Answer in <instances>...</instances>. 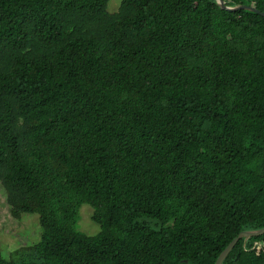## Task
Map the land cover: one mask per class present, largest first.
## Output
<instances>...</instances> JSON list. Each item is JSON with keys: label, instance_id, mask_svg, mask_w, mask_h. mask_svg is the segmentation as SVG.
<instances>
[{"label": "trees", "instance_id": "trees-1", "mask_svg": "<svg viewBox=\"0 0 264 264\" xmlns=\"http://www.w3.org/2000/svg\"><path fill=\"white\" fill-rule=\"evenodd\" d=\"M109 1L0 0V183L42 228L0 264H216L264 227V16Z\"/></svg>", "mask_w": 264, "mask_h": 264}, {"label": "rangeland", "instance_id": "rangeland-1", "mask_svg": "<svg viewBox=\"0 0 264 264\" xmlns=\"http://www.w3.org/2000/svg\"><path fill=\"white\" fill-rule=\"evenodd\" d=\"M121 0H110V12L118 10ZM78 230L94 236L100 232V226L92 220L93 208L84 204L80 209ZM42 228L38 214L25 213L21 219H15L10 213L6 193L0 183V245L2 253L9 258L14 250L33 245L41 239Z\"/></svg>", "mask_w": 264, "mask_h": 264}, {"label": "water", "instance_id": "water-1", "mask_svg": "<svg viewBox=\"0 0 264 264\" xmlns=\"http://www.w3.org/2000/svg\"><path fill=\"white\" fill-rule=\"evenodd\" d=\"M217 3L219 5L220 8L222 9H226V10H230V11H236V10H240V9H245V10H250L256 13L261 14L262 16H264V12L256 9L252 6L246 5V4H239V5H232L229 6L226 4V2L224 0H217ZM264 234V227L257 229V230H244L242 232H240V234L234 238L229 245L222 251V253L219 255L216 264H223L224 260L226 259V257L229 255V253L232 251V249L235 247V245L237 244V242L241 239L244 238L245 240L250 239L251 237L254 236H259Z\"/></svg>", "mask_w": 264, "mask_h": 264}]
</instances>
